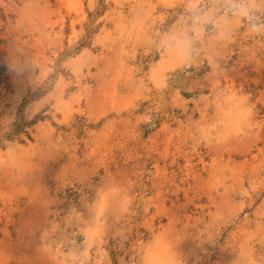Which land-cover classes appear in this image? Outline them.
Returning <instances> with one entry per match:
<instances>
[{
	"label": "rangeland",
	"instance_id": "obj_1",
	"mask_svg": "<svg viewBox=\"0 0 264 264\" xmlns=\"http://www.w3.org/2000/svg\"><path fill=\"white\" fill-rule=\"evenodd\" d=\"M0 264H264V0H0Z\"/></svg>",
	"mask_w": 264,
	"mask_h": 264
},
{
	"label": "bare ground",
	"instance_id": "obj_2",
	"mask_svg": "<svg viewBox=\"0 0 264 264\" xmlns=\"http://www.w3.org/2000/svg\"><path fill=\"white\" fill-rule=\"evenodd\" d=\"M253 169V168H252ZM250 174V173H249ZM197 177V176H196ZM253 178V177H252ZM222 185H223V183H222ZM230 188V187H229ZM212 193V192H211ZM214 194V193H213ZM251 194V193H250ZM255 197V196H254ZM220 198V197H219ZM253 199V198H252ZM211 202V201H210ZM215 204V203H214ZM221 204V203H220Z\"/></svg>",
	"mask_w": 264,
	"mask_h": 264
}]
</instances>
